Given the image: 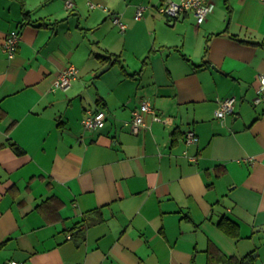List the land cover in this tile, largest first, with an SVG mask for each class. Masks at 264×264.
I'll return each mask as SVG.
<instances>
[{
    "label": "crops",
    "instance_id": "1",
    "mask_svg": "<svg viewBox=\"0 0 264 264\" xmlns=\"http://www.w3.org/2000/svg\"><path fill=\"white\" fill-rule=\"evenodd\" d=\"M163 1L0 0V264H264V0H209L201 24ZM143 101L167 121L132 134Z\"/></svg>",
    "mask_w": 264,
    "mask_h": 264
},
{
    "label": "built area",
    "instance_id": "2",
    "mask_svg": "<svg viewBox=\"0 0 264 264\" xmlns=\"http://www.w3.org/2000/svg\"><path fill=\"white\" fill-rule=\"evenodd\" d=\"M64 8L67 11H72L75 8L76 0H61ZM88 7L93 9L98 5L88 2ZM160 14H163L169 18L176 19L183 13H191L195 17L197 24L204 22L208 14L212 10V3L209 0H179L178 2L165 0L157 8ZM144 8L141 7L136 12L134 19L136 21L142 18ZM113 24L118 27L120 31H125L126 25L117 16H114ZM20 41V35L16 30L10 31L4 40L2 51L8 59H13L16 54L17 45ZM78 70L73 65L68 66L62 72L57 74L51 82V91H66L71 82L77 77ZM253 105H262L264 107V74L258 75V87L256 90V95L252 101ZM217 107L214 111L215 118L223 121L227 116L234 113V108L236 104V99L234 97H227L224 99L217 100ZM150 115L152 120L158 123H165L167 119L158 115L153 108L150 106L149 102L143 101L139 107L132 112L131 118L123 123V126L128 129L132 134L138 133L142 128H145V117ZM104 113L100 110H87L85 116L81 119V125L84 130L94 131L102 123ZM197 142V137L192 130H189L185 134V143L187 145L195 144ZM191 160H195L192 158ZM252 160L245 159V162H251ZM11 264H17L16 262H11Z\"/></svg>",
    "mask_w": 264,
    "mask_h": 264
},
{
    "label": "trees",
    "instance_id": "3",
    "mask_svg": "<svg viewBox=\"0 0 264 264\" xmlns=\"http://www.w3.org/2000/svg\"><path fill=\"white\" fill-rule=\"evenodd\" d=\"M100 60L102 61V62H109V64H115V63H117V62H119V60H117V59H114V60H110V58L109 57H101L100 58ZM13 146V149L15 150V152L17 153V154H20V153H22V151L18 148V147H16V146H14V145H12ZM227 225V226H226ZM228 225H230V223H227V221L225 220H221L219 223H218V226L222 229V230H224L226 233H228V234H232L230 231H227V228L226 227H228Z\"/></svg>",
    "mask_w": 264,
    "mask_h": 264
},
{
    "label": "water",
    "instance_id": "4",
    "mask_svg": "<svg viewBox=\"0 0 264 264\" xmlns=\"http://www.w3.org/2000/svg\"><path fill=\"white\" fill-rule=\"evenodd\" d=\"M105 70H107V68H105L103 71H105ZM103 71H102V72H103Z\"/></svg>",
    "mask_w": 264,
    "mask_h": 264
}]
</instances>
